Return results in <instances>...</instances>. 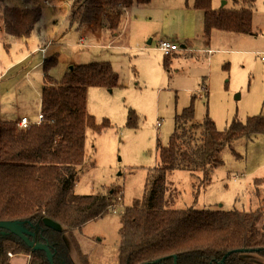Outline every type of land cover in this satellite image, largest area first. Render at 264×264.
I'll use <instances>...</instances> for the list:
<instances>
[{
	"label": "rangeland",
	"instance_id": "obj_1",
	"mask_svg": "<svg viewBox=\"0 0 264 264\" xmlns=\"http://www.w3.org/2000/svg\"><path fill=\"white\" fill-rule=\"evenodd\" d=\"M45 1H30L41 8L42 14L28 40L6 34L1 20L4 7L21 8L28 2H0V102L6 111L19 107L25 111L27 117L23 118L29 125L34 123L30 120L34 121L36 111L40 112L43 69H29L31 60L38 62L48 49L21 58L37 43L41 48L53 40L51 47L57 64L49 73L57 80L70 67L100 61L111 64L120 87L87 91V111L97 123L108 120L111 127L99 134L87 132V157L76 182L77 194L102 193L116 186L124 205L141 198L146 170L156 163L157 138L166 145L174 114L187 107L193 95L197 123L207 113L219 130L235 116L240 121L255 115L264 118V0L255 1L249 34L216 29L206 32L204 12L193 8L194 0H151L149 6L134 5L125 10L116 38L101 27L102 16L80 28L76 23L71 25L69 19L71 0H47L50 6ZM232 2L212 0V10L233 8ZM168 39L175 40L180 51L167 70L165 54L153 48L160 40ZM188 42L198 54L183 52L181 45ZM202 48L205 54L197 52ZM206 48L223 51L208 52ZM202 89L206 95L200 93ZM129 109L138 116L137 129L126 126ZM156 121L161 123L159 128ZM221 157L223 164L210 173L207 181L201 179L192 184L189 175L179 171L169 175V181L181 193L175 208L194 204L197 208L259 209L264 214V134L237 141L232 148L224 149ZM258 179L262 181L256 182ZM196 190L197 199L193 195ZM115 209V213L110 211L75 232V241L89 255L91 264L118 261L123 208ZM72 256L78 263L73 250ZM26 259L14 264H25Z\"/></svg>",
	"mask_w": 264,
	"mask_h": 264
},
{
	"label": "trees",
	"instance_id": "obj_2",
	"mask_svg": "<svg viewBox=\"0 0 264 264\" xmlns=\"http://www.w3.org/2000/svg\"><path fill=\"white\" fill-rule=\"evenodd\" d=\"M232 1L233 8L212 10V0H194L193 8L204 12L206 32L251 33L256 0ZM70 3L71 25L76 23L81 28L102 16L101 27L116 38L125 10L134 5L149 6L151 0ZM41 14L39 6H6L1 16L4 31L28 40ZM179 51L165 54L167 70ZM56 64L55 55L42 63L44 83L39 105L43 120L39 124L21 128L17 122L0 118L1 222H18L32 233L28 239L46 245L53 264H91L89 255L75 241V232L113 208L122 207L116 264H153L155 260H159L156 264H264L261 210L197 208L194 204L177 209L180 189L169 181V175L176 171L188 174L192 184L207 181L210 173L223 164L224 149L264 134L261 115L245 121L235 116L219 130L208 113L202 122H194L193 95L190 104L174 114L166 145L157 138L156 163L146 170L141 198L124 205L116 186L102 193L77 194L76 182L87 157V132L99 134L111 127L108 120L97 123L87 111V91L117 89L119 76L109 62L102 61L74 66L57 80L49 73ZM200 93L207 94L205 89ZM126 126H139L133 109L128 110ZM156 126L161 123L156 121ZM193 195L197 199L199 190ZM72 250L78 255V263ZM22 258H27L25 264H50L43 250H32L17 235L0 229V264H14Z\"/></svg>",
	"mask_w": 264,
	"mask_h": 264
},
{
	"label": "crops",
	"instance_id": "obj_3",
	"mask_svg": "<svg viewBox=\"0 0 264 264\" xmlns=\"http://www.w3.org/2000/svg\"><path fill=\"white\" fill-rule=\"evenodd\" d=\"M30 1H32V0H30ZM30 1H29L25 6H23V7H21V8H28V7L35 6V5L30 4ZM46 1H47V0H46ZM56 29H58V27H56ZM118 36H119V34L117 35V37H118ZM112 38H113V37H112ZM164 39H165V38H164ZM49 40H52V39H49ZM49 40H48V41H49ZM98 40H99V38H98L97 40H95V41H98ZM168 40H169V39H168ZM52 41H53V40H52ZM171 41H174V42L177 44V42H176L175 40L171 39ZM97 43H99V42H97ZM149 43H150V42H148V44H149ZM45 44H46V43H45ZM97 45H99V44H97ZM38 47H39V46H38V43H37V46H36L35 48H33L32 50L27 51V53H26L21 59H26V58L29 57V55H33L34 53H35V54H39V53H37L38 50H39ZM181 48L183 49V52H184V53H190V54H193V55H194V53H196V52H193V51H192L191 43H189V42H188L187 45H185V44L181 45ZM151 49H152V48H151ZM206 49H207V48H206ZM207 50H208V52H211L212 50L223 51V50H220V49H213V48H208ZM205 51H206V50H203V48H202V49H197V52H201L202 54H205ZM208 52H207V55L209 54ZM196 54H198V53H196ZM212 54H213V52H212ZM52 55H54V52L52 51V47H50V48H48V50H47V54H45V55H42V54H41V57H39L40 59H39L38 62L35 61V58H33V59L31 60V62H32V66L30 67L29 70H31V69H35V68H37V67H39V66L42 67V60H43L44 58L49 57V56H52ZM21 59H20V60H21ZM100 62H101V61H100ZM43 76H44V74H43V72H42V79H43V83H44V77H43ZM0 81H1V79H0ZM39 113H40V112L36 111L37 116L35 117V120H34V121L30 120V121L35 123L36 120H37V117H38V114H39ZM23 117H27V116H26V114H25V111H20V110H19V107H16L14 110H13V109H10V111H6V109L2 108V104H1V102H0V118H1L2 120L18 122V121H20V119L23 118Z\"/></svg>",
	"mask_w": 264,
	"mask_h": 264
},
{
	"label": "water",
	"instance_id": "obj_4",
	"mask_svg": "<svg viewBox=\"0 0 264 264\" xmlns=\"http://www.w3.org/2000/svg\"><path fill=\"white\" fill-rule=\"evenodd\" d=\"M70 69H71V67H70ZM0 229H5V230L17 235L32 250H37V249L43 250L46 253L48 262L50 264H53L51 252H50L49 248L46 245H43L40 243H34V242L30 241L28 239L27 235H33V234L28 232L27 230H25L21 226H19L18 222L7 223V222H1L0 221ZM158 261L159 260L153 261V264H156ZM146 264H150V263H146Z\"/></svg>",
	"mask_w": 264,
	"mask_h": 264
},
{
	"label": "built area",
	"instance_id": "obj_5",
	"mask_svg": "<svg viewBox=\"0 0 264 264\" xmlns=\"http://www.w3.org/2000/svg\"><path fill=\"white\" fill-rule=\"evenodd\" d=\"M45 5L46 6H50V3L48 1H45ZM60 27V26H59ZM53 41L52 40H49L47 41V43L39 48V52L40 53H45L46 50L51 47ZM154 50H158V51H161L163 52L164 54H167L169 52H172V51H178L179 50V47L176 43H174L173 41L171 40H160L158 43H157V46L153 48ZM264 59V58H262ZM42 120V114L40 113L39 116H38V119H37V122L36 124H39ZM18 126L19 127H27L29 125V122L27 121L26 118H21L20 121L17 122ZM158 125V124H157ZM117 208V207H115ZM113 208L111 211L113 213H115V211H117V209Z\"/></svg>",
	"mask_w": 264,
	"mask_h": 264
}]
</instances>
